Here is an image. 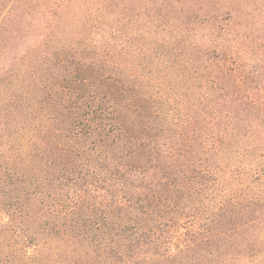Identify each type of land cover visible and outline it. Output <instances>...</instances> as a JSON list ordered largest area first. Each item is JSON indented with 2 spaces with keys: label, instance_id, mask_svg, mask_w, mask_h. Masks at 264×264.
<instances>
[{
  "label": "trees",
  "instance_id": "obj_1",
  "mask_svg": "<svg viewBox=\"0 0 264 264\" xmlns=\"http://www.w3.org/2000/svg\"><path fill=\"white\" fill-rule=\"evenodd\" d=\"M262 7L0 0V264H264Z\"/></svg>",
  "mask_w": 264,
  "mask_h": 264
},
{
  "label": "rangeland",
  "instance_id": "obj_2",
  "mask_svg": "<svg viewBox=\"0 0 264 264\" xmlns=\"http://www.w3.org/2000/svg\"><path fill=\"white\" fill-rule=\"evenodd\" d=\"M259 6L260 7H262V6H264V0H259ZM263 8V7H262ZM150 11L151 12H155L156 11V9H150ZM157 17L158 15H152L150 18H149V20L146 18L145 20H143L142 21V23H144L143 24V26L145 27V29H148L149 27H151L152 28V26L153 27H155L156 25H158V24H156L157 22H159V24L160 23H163L164 21H165V19H161V20H156V18L155 17ZM152 17H153V19H152ZM263 17H264V15H263ZM167 19V18H166ZM157 21V22H156ZM163 27V26H162ZM168 27V26H167ZM159 30V32L160 33H164L162 30H161V28H159L158 29ZM264 53V52H263ZM264 58V57H263ZM264 61V60H263ZM261 65H263V69H264V62H261ZM3 88V87H2ZM5 89H6V87H5ZM50 250H53V247L52 248H50ZM49 250V251H50ZM41 256H37V257H33L32 259H30L29 261H24V260H22V261H20V264H39L40 262H41ZM44 259V258H43Z\"/></svg>",
  "mask_w": 264,
  "mask_h": 264
}]
</instances>
